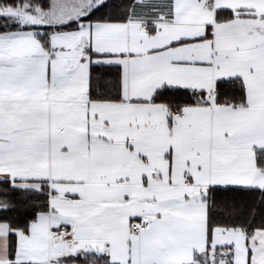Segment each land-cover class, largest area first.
I'll use <instances>...</instances> for the list:
<instances>
[{
  "label": "snow or ice",
  "instance_id": "snow-or-ice-1",
  "mask_svg": "<svg viewBox=\"0 0 264 264\" xmlns=\"http://www.w3.org/2000/svg\"><path fill=\"white\" fill-rule=\"evenodd\" d=\"M0 264H264V0H0Z\"/></svg>",
  "mask_w": 264,
  "mask_h": 264
},
{
  "label": "trees",
  "instance_id": "trees-1",
  "mask_svg": "<svg viewBox=\"0 0 264 264\" xmlns=\"http://www.w3.org/2000/svg\"><path fill=\"white\" fill-rule=\"evenodd\" d=\"M244 199L245 200H249V201L252 200V199H255V200L258 201L259 198L258 197H247V196H245Z\"/></svg>",
  "mask_w": 264,
  "mask_h": 264
}]
</instances>
